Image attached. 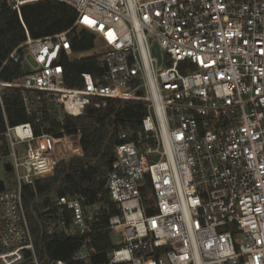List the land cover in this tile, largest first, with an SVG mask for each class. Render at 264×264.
Here are the masks:
<instances>
[{"label": "built area", "instance_id": "built-area-1", "mask_svg": "<svg viewBox=\"0 0 264 264\" xmlns=\"http://www.w3.org/2000/svg\"><path fill=\"white\" fill-rule=\"evenodd\" d=\"M41 1L0 0V7L21 15ZM53 1L71 5L73 27L91 31L100 45L75 52L71 29L27 34L9 57L19 61L22 49L32 60L25 75L0 77V264H43L24 186L83 155L82 133L66 129L67 117L109 99L143 102L147 114L140 130L120 135L108 201L103 194L54 197L49 233L81 243L51 264H264V0ZM76 54H99L104 73L85 71L82 85L66 84L62 61ZM7 88L20 92L40 133L32 122H9ZM113 209V246L94 262L93 236Z\"/></svg>", "mask_w": 264, "mask_h": 264}, {"label": "trees", "instance_id": "trees-1", "mask_svg": "<svg viewBox=\"0 0 264 264\" xmlns=\"http://www.w3.org/2000/svg\"><path fill=\"white\" fill-rule=\"evenodd\" d=\"M76 19L77 11L71 5L53 0L26 5L22 8L21 15L7 5L0 7V77L13 80L27 72L22 49L18 50L19 61L9 58L27 40V34L37 39L71 29L69 37L75 52L94 49L96 35L87 29L74 28ZM62 63L65 82L70 86L82 85V72L88 71L97 77L105 71L99 54L78 58L64 57ZM3 103L11 124L32 122L36 132L40 133L34 117L24 109L17 89H5ZM146 114L147 107L143 102L109 99L100 107L87 105L82 115L67 117L66 129L70 132L80 130L82 133L83 155L61 161L53 175L40 179L35 187L26 185L23 189L24 205L40 262L51 264L59 258L69 259L81 243L78 237L56 231L49 233L48 220L53 211L54 197L84 194L93 200L98 194H103V199L108 201L106 179L115 159V147L121 142L120 135L125 130H140ZM46 124L49 126L48 131L57 132L58 124L50 115L46 117ZM4 128L5 118L0 104V132ZM48 207L50 209L46 210ZM114 213L113 209L103 216L97 227L99 230L93 236L96 247V253L92 255L94 262L105 261L113 246L107 227L109 217Z\"/></svg>", "mask_w": 264, "mask_h": 264}, {"label": "rangeland", "instance_id": "rangeland-1", "mask_svg": "<svg viewBox=\"0 0 264 264\" xmlns=\"http://www.w3.org/2000/svg\"><path fill=\"white\" fill-rule=\"evenodd\" d=\"M100 45V43L97 41L96 42V48L92 49V50H89L88 53H93V52H96L97 49H98V46ZM24 56H25V65H26V68L29 69L30 68V64H31V57L29 55H27L26 53H24ZM79 55L76 54L75 55V58H78ZM3 174V173H2Z\"/></svg>", "mask_w": 264, "mask_h": 264}, {"label": "water", "instance_id": "water-1", "mask_svg": "<svg viewBox=\"0 0 264 264\" xmlns=\"http://www.w3.org/2000/svg\"><path fill=\"white\" fill-rule=\"evenodd\" d=\"M155 51H156L157 54H159L158 47H156ZM1 189H3V185H2V183H1Z\"/></svg>", "mask_w": 264, "mask_h": 264}]
</instances>
